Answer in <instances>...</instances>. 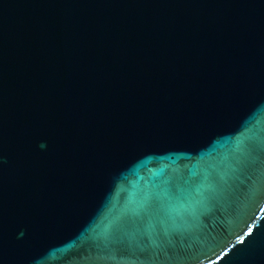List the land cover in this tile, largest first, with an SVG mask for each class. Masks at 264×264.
Segmentation results:
<instances>
[{
    "label": "water",
    "instance_id": "obj_1",
    "mask_svg": "<svg viewBox=\"0 0 264 264\" xmlns=\"http://www.w3.org/2000/svg\"><path fill=\"white\" fill-rule=\"evenodd\" d=\"M0 264H264V0H0Z\"/></svg>",
    "mask_w": 264,
    "mask_h": 264
}]
</instances>
